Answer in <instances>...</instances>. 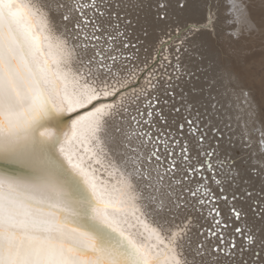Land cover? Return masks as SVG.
Wrapping results in <instances>:
<instances>
[{
    "label": "bare ground",
    "instance_id": "6f19581e",
    "mask_svg": "<svg viewBox=\"0 0 264 264\" xmlns=\"http://www.w3.org/2000/svg\"><path fill=\"white\" fill-rule=\"evenodd\" d=\"M175 1L0 0V157L30 170L0 175V264H264V0H192L181 25ZM200 51L210 81L192 86ZM125 95L134 125L108 110ZM78 179L120 245L73 220Z\"/></svg>",
    "mask_w": 264,
    "mask_h": 264
},
{
    "label": "rangeland",
    "instance_id": "374dc122",
    "mask_svg": "<svg viewBox=\"0 0 264 264\" xmlns=\"http://www.w3.org/2000/svg\"><path fill=\"white\" fill-rule=\"evenodd\" d=\"M159 1H162V0H159ZM192 4H193V1L192 0H176L175 1V4H174V6L173 7H170L169 9L171 10L172 9V12L173 13H175L174 14V16H175V18L174 19H177V22H176V24H182V21H184L183 19H185V18H188V16H190L189 15V8H191V6H192ZM161 7H163L164 6V3L162 2L161 3V5H160ZM177 13V14H176ZM114 14V17H115V13H113ZM159 15V17H161L162 19H167L168 18V16H167V13L166 12H161L160 14H158ZM172 17L173 16H170L169 17V19H168V24H166L165 26H166V28H168V30H169V26L171 25V21L173 20L172 19ZM180 17H182L183 19H180L179 20V18ZM85 18V17H84ZM93 22V21H92ZM134 23V27L136 26V22H133ZM162 25V24H161ZM176 26V25H175ZM163 27H164V25H163ZM117 28H119V26L117 25ZM120 31V30H119ZM121 34H123V30H121ZM137 37V36H136ZM96 39H98V37L96 38H94V40H96ZM123 39H125V38H123ZM143 42V40H141V39H139L138 40V42H133L132 44H130L131 46H133V47H135V49H136V52H138L139 51V47H138V43L140 44V42ZM129 43H125L124 45H126V47H128L129 45H128ZM200 46V45H199ZM193 48V50H196V49H198L199 47L198 46H195V47H192ZM182 50V49H181ZM203 51V50H202ZM202 51H200L199 52V54L198 53H196V54H192V56H191V60L190 61H187L188 63H190L191 65H194V67H196V69H194V70H190V72H188V73H184V71H182L181 72V74H180V80L182 79V80H184V79H186V82L187 83H190V84H192V86H193V84L194 83H196V82H201V83H207V82H209L210 80L209 79H207L206 80V78H203V76L204 75H207V74H205V72L204 71H209L210 70V66H208L207 65V63H205V54H204V52H202ZM191 53V52H190ZM178 54H180V52L178 53ZM201 54V55H200ZM118 55V54H117ZM121 59H125V58H128L129 59V56H130V54L128 53L127 55H125V54H122V55H118ZM99 57L100 58H102V55L100 54L99 55ZM137 57L138 56H136V59L135 60H137ZM113 59H117L116 61H117V63H118V58H117V56L116 55H112V60ZM142 60H145V57H143V59ZM150 61H151V59H150ZM187 62H185V63H187ZM142 64H143V62H142ZM198 65V66H197ZM258 65V66H257ZM255 64L254 66H257L256 68H261L260 67V65L259 64ZM135 65L134 64H132V67H134ZM200 66V67H199ZM90 67H92V66H90ZM111 67H114V65L113 66H110V65H103V64H99L98 65V67H96V68H100L101 70H104L105 72H110L112 69H111ZM131 67V66H130ZM185 66L183 65V68H184ZM181 68H182V66H181ZM252 69H254V67L252 66L251 67ZM136 69V68H135ZM170 69H172V67L170 68ZM86 70H88V72L86 73V75L88 76V77H91V74H92V72H93V70L91 69V68H89V66L86 68ZM176 70L174 69L173 70V73L174 74H178V72H175ZM259 71V70H258ZM141 73V71H139V74ZM130 74H131V72H126V74H125V76H127L128 78L129 77H131L130 76ZM153 74L154 75H156L157 73L156 72H153ZM251 75H254V74H251ZM256 75V74H255ZM220 78V77H219ZM93 80L92 79H90V82H92ZM169 84H171V83H169ZM169 84H165V86L167 87ZM154 85V84H153ZM159 85V84H158ZM208 87H209V89H211V86H209L208 85ZM196 91V90H195ZM197 92V91H196ZM169 94L170 95H174V93H173V91L172 90H169ZM156 95V94H155ZM155 95L153 96V98H155ZM144 95L142 94V97H143ZM122 97V101L123 102H127V104L129 105V107L130 106H132V105H134V106H137V108L136 109H133V108H129V107H123V105H120V104H114V103H110V106H109V108H108V110H111L112 112H116L115 114H117V115H119V111L118 110H121V113H122V109H123V111H125V112H127V113H124V114H129L130 112H131V114L132 113H134V114H132V123H133V125L137 122V119H134V116H139V115H143V113H144V110H143V107H140L138 104H136L137 103V101L136 100H134V98L133 97H128V95H125V96H121ZM129 100H132V102L130 103V101ZM185 101V100H184ZM167 102H169V100L167 101ZM144 104H145V102H143ZM194 103H196V101H194ZM154 104L155 105H159L158 104V102H157V100L155 99L154 100ZM154 104H153V106H154ZM188 105V104H187ZM197 106H195L194 108L195 109H202V106H204L203 104H201V103H198V104H196ZM177 108H176V110H177V112L179 111V109H180V107L179 106H176ZM181 107H183V106H181ZM220 107H218L217 108V110L218 111H220V109H219ZM115 110V111H114ZM135 111V112H134ZM149 111H151V109L149 108ZM200 111V110H199ZM155 113H157L160 117H162V115H161V113H162V111H161V109L159 108V109H157L156 111H155ZM185 115H187V114H185ZM264 115V114H263ZM263 115H257V117H256V119H260V121H262V119H263ZM219 117H221V118H219L218 120H219V122L220 123H222L223 121H225V120H220V119H226V116L225 115H222V114H220L219 113V115H218ZM120 117V116H119ZM185 119H186V121H188L189 122V116L187 117V116H185L184 117ZM163 120V122L165 121V119H162ZM263 122V121H262ZM220 124H218V126H219ZM222 125H224V124H222ZM187 127H189V124H187L186 125ZM179 128H181V126L179 127ZM219 129L220 128H214V133H217L218 134V137H221V133L219 132ZM167 130L168 131H170L169 130V128H167ZM175 130H173L172 132H174ZM161 135V134H160ZM172 138L173 137H171V139L170 140H172ZM202 137H200V139H201ZM170 140H168V142L170 141ZM179 138L177 137V138H175V141H173V143H171L172 144V146H175L176 147V145H180L179 143ZM184 149H186V146H184ZM179 151H180V149H179ZM235 154H237L238 156H239V152H238V150L235 152ZM233 157H234V155H233ZM208 158V157H207ZM241 160V159H240ZM206 164L208 165V161L206 162ZM232 164H233V161H232ZM199 166H201V165H199ZM188 167V166H187ZM199 169H201V168H199ZM256 170V168L255 169H252L251 170V172L252 171H255ZM187 178V177H186ZM221 191H223L222 189H221ZM255 191V188H251V187H249L248 189H247V194L249 195L250 193H252V192H254ZM224 195H222V197H223ZM225 197V196H224ZM234 198L232 197L231 198V200H233ZM253 202H255L256 204H257V201H253ZM219 208V207H218ZM235 208H232L231 209V212H234V211H232V210H234ZM262 209V208H261ZM219 210L220 209H218V212H219ZM222 225H223V223H222ZM240 228V227H239ZM239 228H237L236 229V231H237V233H240V231H239ZM235 263V262H234ZM236 264V263H235ZM253 264V263H252ZM262 264V263H261Z\"/></svg>",
    "mask_w": 264,
    "mask_h": 264
},
{
    "label": "water",
    "instance_id": "95a60500",
    "mask_svg": "<svg viewBox=\"0 0 264 264\" xmlns=\"http://www.w3.org/2000/svg\"><path fill=\"white\" fill-rule=\"evenodd\" d=\"M86 108L87 107H82L81 109H77L71 113L60 115L59 117L53 120V127H60L62 130L66 129L69 125V122L73 120L76 116L80 115L79 112L86 110ZM59 142L61 141L53 139L50 144L48 143L47 153L50 155V157L55 159V161H60L61 167L63 168L62 172L64 173V175H68L71 170V166L67 165V162H65L62 155L59 153V150L57 149V145L59 144ZM29 171L30 170L22 162H19L14 159L0 157V175H6L12 180L28 175ZM78 181L79 182L76 183L80 185L81 191L75 193L76 197L74 196L72 199H74V201L76 202L71 203V208H69V210H71L70 212L73 220L75 219L82 224L87 223L88 227H90L92 230L96 232H101L106 240H110L113 244L120 245V243L124 241L119 238L116 230H114L111 226H108L105 223L101 222L95 217L96 215L93 209L95 208V206H98V203L93 198V195H91L88 190L84 187V185H82L83 183L79 179ZM84 199H88L91 202L85 203ZM131 252L133 254H137L135 249H132Z\"/></svg>",
    "mask_w": 264,
    "mask_h": 264
}]
</instances>
